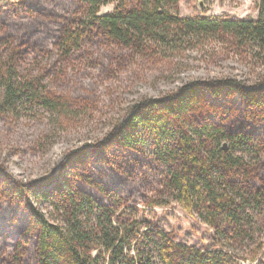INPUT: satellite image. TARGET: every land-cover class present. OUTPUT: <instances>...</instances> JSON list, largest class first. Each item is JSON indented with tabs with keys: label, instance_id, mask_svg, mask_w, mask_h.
Instances as JSON below:
<instances>
[{
	"label": "trees",
	"instance_id": "trees-1",
	"mask_svg": "<svg viewBox=\"0 0 264 264\" xmlns=\"http://www.w3.org/2000/svg\"><path fill=\"white\" fill-rule=\"evenodd\" d=\"M180 5L0 0V109L74 107L49 95L42 77L22 73L30 52L56 49L59 60L69 62L96 46L122 66L124 60L176 58L215 43L264 65V0L257 20L182 17ZM108 6L112 11L102 14ZM263 84L192 83L174 96L143 102L98 147L97 154L101 147L119 151L116 158L107 153L100 165L101 157L84 155L83 172L69 177L66 170L45 190H10L11 182L0 178V264H237L229 249L253 242V214H264ZM155 167L163 175L149 192ZM35 201L50 204L55 220ZM174 203L200 217L219 247L202 251L180 244L157 226L156 210ZM263 251L258 247L252 261Z\"/></svg>",
	"mask_w": 264,
	"mask_h": 264
},
{
	"label": "rangeland",
	"instance_id": "rangeland-1",
	"mask_svg": "<svg viewBox=\"0 0 264 264\" xmlns=\"http://www.w3.org/2000/svg\"><path fill=\"white\" fill-rule=\"evenodd\" d=\"M110 11L111 6L105 7L102 14ZM180 15L257 20L259 0H182ZM104 52L107 49L95 46L84 57L75 56L69 62H61L56 49L48 55L30 52L26 57L22 73L42 77L49 95L67 99L74 107L57 110L27 103L15 112L0 109V178L11 182L10 190L13 185L45 190L66 170L69 177L83 172L80 168L84 159H80L84 155L92 160L101 157L100 165H104L107 153L116 158L119 151L111 153L101 147L98 155V147L143 102L174 96L192 83L236 81L253 89L264 79V65L259 59H243L229 46L215 43L176 58L136 60L129 64L124 60L122 66ZM2 99L0 89V104ZM160 170L155 167L149 171L146 183L149 192L160 186L163 175ZM4 183L8 185L7 181ZM33 204L55 220L50 204L40 201ZM154 218L157 226L180 244L202 251L219 247L214 232L201 218L187 215L176 203L157 209ZM253 218L256 224L253 242L229 249L237 264H264V251L256 262L252 261L257 248H264V214L254 213Z\"/></svg>",
	"mask_w": 264,
	"mask_h": 264
},
{
	"label": "crops",
	"instance_id": "crops-1",
	"mask_svg": "<svg viewBox=\"0 0 264 264\" xmlns=\"http://www.w3.org/2000/svg\"><path fill=\"white\" fill-rule=\"evenodd\" d=\"M182 1V0H181Z\"/></svg>",
	"mask_w": 264,
	"mask_h": 264
}]
</instances>
